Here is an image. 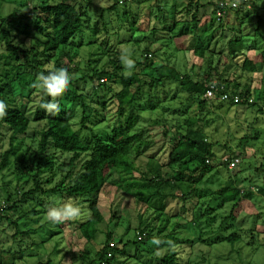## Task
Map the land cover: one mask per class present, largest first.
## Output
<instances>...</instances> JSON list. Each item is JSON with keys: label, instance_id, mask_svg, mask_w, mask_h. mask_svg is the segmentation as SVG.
Returning a JSON list of instances; mask_svg holds the SVG:
<instances>
[{"label": "trees", "instance_id": "16d2710c", "mask_svg": "<svg viewBox=\"0 0 264 264\" xmlns=\"http://www.w3.org/2000/svg\"><path fill=\"white\" fill-rule=\"evenodd\" d=\"M120 1H123V4L127 3L125 0H113L114 3L103 9L102 12L114 13L118 16L117 8ZM256 2H252L251 10L236 9L228 11L219 21L215 15V3L210 24L207 25L205 31H201V34L195 35L196 38H194L195 42H193L191 52L197 63L193 66L195 72L190 74L185 73V71L181 74L174 66L167 63L157 64L153 61V58H156L159 50L151 51L150 49L158 38L166 37L168 41H174L177 38L190 36L191 33L187 30H182L177 36H171L172 26L163 24L164 28H152L149 33L153 41L148 40L146 48L140 52L139 62L136 63L138 66L137 71L131 72V75H126L121 64V53L112 50L110 46L105 48V42L104 47L97 46V49H94L96 53H89V49L91 51V47L95 45L93 36L97 34L98 29L96 26L90 28L85 24L90 19L87 12L80 4L74 3L73 0L42 3L23 14L13 11L9 16L10 21L13 19L15 22L23 23L25 31H28L29 25H31L34 32L43 38L42 42L28 44L26 47L21 42L14 43L7 29L11 23L9 19L0 15V100L8 105V114L0 120V128L5 129L10 134L11 146L3 155L0 170L9 168L11 158H13V165H15L18 179L22 175L31 173L30 179L22 181L23 185H30L26 193L17 196L18 199L15 200L8 195L2 201L4 208L0 210V218H5L10 225L16 226L14 236L19 233L17 224L10 220L9 215L5 214L14 211L17 204L32 201V197L39 194L48 196L59 194L77 202L87 203L89 216L85 222L78 224L76 227L80 235L88 242L94 239L97 234L96 226L103 221L98 208L97 197L109 186L123 190L126 195L133 199L134 203L136 201L145 202L147 207H151L153 199H166L167 195L163 194L164 190L173 191V188L183 193L178 197L177 193L169 192L171 197L178 198L184 203L192 199L196 205H200L202 196L197 194L199 191L198 185L214 171L217 166L214 163L220 161V159L212 151L202 128L197 127L198 117H204V113H211L213 108L222 110L224 107L231 105L256 108L257 113L264 115V95L257 100L248 85L239 88L238 81H234L233 87L226 84L221 78L219 70L222 55L212 48V43L216 46V43H214L216 33L222 28V21L224 19L228 20L230 12H233L236 16L241 13L248 16L249 13H255ZM157 11L159 12L160 9H157ZM159 13L162 14L163 11ZM197 13L198 6L195 5V9L190 15L193 26L198 22ZM174 15H176L175 12L172 14V19L174 23H178L175 21ZM100 17L102 18V14ZM127 19L124 32L128 39L118 41V43L133 42L137 44V41L133 40L134 34L139 32V29L134 26L136 19L132 18L133 21L131 22L132 19L129 21V15H127ZM156 19L158 18L156 17ZM162 19L165 20L164 15ZM186 24L188 26V23ZM187 26H185V29H188ZM104 29L106 28L104 27ZM192 30L193 28L190 29V31ZM86 31L90 35L88 40L84 41ZM159 32H165V34L160 37ZM106 35L109 36L108 33ZM157 35L158 37H156ZM254 35L260 36V33L256 30ZM142 37L144 38V35ZM242 37V35L234 36L227 41L225 60L239 61L237 66L241 74H264V49L260 51L261 64L258 66L246 57V53L254 49V45L247 46ZM80 49H87L88 57L98 56L97 50L101 51V55L106 59V62L102 63L100 58H89L87 72L82 74L80 80H77H86L92 84L91 89L94 99L88 94L79 93L74 87L71 88L70 85L76 82V80H71L67 91L57 98L60 105L59 114L56 116L48 115L39 107L41 90L32 87L36 75L44 71V64L50 63L57 54L63 55L68 59V63L74 65L73 69L67 70L69 73H75ZM145 69L151 70V74L146 76ZM212 77H215V81L222 87L223 93L237 94L246 98L251 97L253 102L251 104H235L231 100L224 102L204 100L203 96L209 87L210 81H214L211 79ZM104 78L108 83L102 82L100 84L99 81L104 80ZM261 79L264 88V75ZM111 85L116 86L118 89L113 91ZM172 86H175L177 90L169 98L164 89H169ZM97 89H99L101 96L97 94ZM144 89L145 91H143ZM143 93L146 94L145 104L147 108L140 105L143 100ZM176 93L185 95L184 108L179 106L173 109V102L180 100ZM17 97L26 102H29L32 97L40 98L32 119L19 109ZM44 99L49 100L51 98L44 96ZM65 101H69L71 104L67 110L63 104ZM145 110L150 112L157 110L164 116L163 119L157 120L156 125L159 124L158 126L162 128L163 143L169 144V150L164 163H159L154 155L149 156L145 171L140 172L135 163V158L140 155L139 149L147 146L148 143L140 138V134L134 128ZM169 117L170 119H168ZM33 123H43V127L38 132L36 150H31L27 146L22 151H15L11 143L19 136L26 135ZM101 124H107L106 128L98 129L97 127ZM82 132H87L89 138L82 137ZM170 132L172 134L169 138L168 134ZM241 141L243 145L249 144L247 137H243ZM50 148L56 152L70 155L67 164L63 165L68 169L67 174L55 185H52L53 174L51 178L44 180L40 176L44 169L52 166V162L45 159ZM232 157L235 156L229 154L228 158ZM206 160H209V162L206 163ZM219 163L220 166L226 169L225 165ZM41 167H43V170L40 169ZM164 168L171 172V180L163 178L162 170ZM234 171L231 172L233 175L224 182V188L211 193V195H216L217 197H214L221 200L219 206L206 207L204 213L191 215V221L188 223L198 228V244L210 248L215 244L233 246L241 241L238 234L241 229L237 227L235 213L243 202H252L254 192L252 186L245 189L241 188L245 180H237L235 176L239 174V170L235 173ZM132 173L141 175L138 182L129 178ZM255 189L256 193L264 199V183ZM197 197L198 202L196 201ZM208 200L210 199L207 198ZM224 206L229 207V214L214 229L211 227L212 221L217 215L216 212L222 210ZM155 209L158 214L153 221H156L160 227L156 228L152 225V229L148 225H144V228L139 227L137 235L141 239L132 242L133 246L138 247L141 244V240L147 236L145 230L150 233L156 230L155 235L160 236L170 224V218L165 213V206L160 203L159 212L158 207L155 206ZM38 213L34 209L30 212L33 215ZM160 216L164 217L161 219H165V223L158 221ZM226 219L230 221L228 234L223 232L227 229V227H223ZM175 225L177 224H173L172 228ZM254 225L255 223L248 232L257 239L259 235L255 233ZM170 235V243L167 245L168 252L159 258V261L157 260L159 264H177L178 253L176 249L178 247L181 249V244H191L190 240L178 241L172 239L173 235ZM149 237L147 240H150ZM109 241L110 235L107 234L104 247L95 254L97 260L91 261L90 264H101V262L110 264L115 262L116 254H123V249L110 248L108 246ZM20 259L22 260V255H20ZM205 260L206 257L202 256V261Z\"/></svg>", "mask_w": 264, "mask_h": 264}, {"label": "rangeland", "instance_id": "374dc122", "mask_svg": "<svg viewBox=\"0 0 264 264\" xmlns=\"http://www.w3.org/2000/svg\"><path fill=\"white\" fill-rule=\"evenodd\" d=\"M59 1L61 0H0V15L10 21L9 16L13 11L23 14L42 3ZM73 1L80 4L87 12L90 19L88 18L89 21L85 24L90 28L96 26L98 29L97 34L93 36L95 45L91 47V51L89 49V53H96L94 49H97V46H100V48L104 47L105 42V48L110 46L112 50H117L121 54L124 52L135 62V66L131 69V72L137 71L138 66L136 63L139 62L140 52L146 48L147 41H153L149 33L152 28H164L163 24L172 26L171 36H177L182 30H187V32L191 33V35L189 34L190 36L177 38L174 41H168L166 37L158 38L150 49L151 51L159 50L156 58H153V61L157 64L167 63L174 66L181 74L184 71L190 74L195 72V67L193 66L197 63L191 52L193 42H195L194 38H196L195 35L198 36L202 30H206L207 25L210 24L214 5L220 0H130L125 4L118 5V16L114 13L102 12L103 9L110 7L114 3L113 0ZM195 5L198 6V22H196L194 27L190 21V15L193 13ZM157 9H160L163 13L160 14V11L158 12ZM173 11L176 13L174 19L178 23H174L172 19ZM101 14L102 18L100 17ZM126 14L130 16L129 21L132 18L136 19L134 26L139 29V32L134 34L133 40H136L137 44L133 42L126 44L118 43V41L128 39L124 32L128 20ZM163 15L165 16V20L162 19ZM229 16L228 20L224 19L225 21H222V28L216 33L214 40L216 46L212 43V48L222 55L219 69L221 78L230 87H233L234 81H238L239 88L248 85L253 91V96L258 100L264 95V88L261 84V77L264 74H241L237 66L239 61L231 62L227 59L225 60V47L230 38L242 35V39L247 46L254 45V49L249 50L246 53V57L260 66V51L264 49V0L256 2L255 13H249L248 16L241 13L236 16L233 12H230ZM207 22L209 23L207 24ZM10 23L11 25L7 29L15 44L21 42L26 47L28 44L31 45L43 41V38L34 32L31 25H29L28 31H25L23 23L15 22L13 19H11ZM186 23H188V26ZM185 26L188 29H185ZM191 28H193L192 31H190ZM256 30L260 33V36L254 35ZM86 33L84 41H87L90 35L88 31ZM162 34H165V32H159L160 37H162ZM142 35H144V38ZM87 52V49H80L78 52L76 71L75 73H70L71 80H76V82L70 85V87H74L79 93L88 94L94 99L91 89L92 84L86 80H77H80L83 76L82 74L87 72V61L89 58H100L102 63L106 62V59L101 55V51L97 50L99 54L95 57H88ZM121 64L124 67V73L127 75L129 70L125 68L122 62ZM53 65L68 70L74 67L61 54H57L50 63L44 64L43 68L45 69V67ZM144 73L148 76L151 74V70L145 69ZM211 79L215 80V77ZM102 82L108 83L105 78L99 81L100 84ZM111 87L113 91H115L114 89H118L114 85H111ZM167 89L164 90H166L169 98L177 90L175 86ZM97 94L101 96L99 89H97ZM176 94L180 100L173 102V109L179 106L184 108L185 95ZM142 96L143 100L140 102V105L147 108L145 104L146 94L143 93ZM39 101V97H32L29 102L20 100L17 97L19 109L30 119H32L34 112L37 110ZM63 104L66 110L71 106L69 101H65ZM163 118L164 116L157 110L154 112L145 110L134 128L140 134V138L148 143L147 146L139 149L140 155L135 158V163L140 172L145 171V165L149 156L154 155L159 163L165 162L169 144L163 143V137L161 136L162 128L158 126L159 124L156 125L157 120ZM198 118L197 127L202 128L212 151L220 159V161L218 160L214 163L217 165L214 171L206 176L200 185H198L199 191L197 194L202 196L200 198L201 204H198L199 207L192 199L184 203L178 198L171 197L169 192L177 193L178 197L183 193L182 191H177L175 188H173V191L169 189L164 190L163 194L167 195L166 199H153L151 207H147L145 202L136 201L134 203L133 199L126 195L123 190L109 186L97 197L98 208L104 220L96 226L97 234L94 239L88 242L80 235L76 227L78 224L85 222L89 216L87 203L75 201L87 210L88 214L85 218L69 220L63 223H52L46 218L49 203L68 198L59 194L50 196L39 194L32 197V201L29 200L17 204L14 211L5 214L9 215L10 220L17 224L19 233L16 236H14L16 226L10 225L5 218H0L1 264H90L91 261L97 260L95 254L104 247L107 234L110 235V241L108 242L110 248L123 249V254H116L115 262L110 264H159L157 260L168 252L167 245L170 243V234L173 235L172 239L191 241V244H181V249L179 247L176 249L178 253L177 264H264V237L257 240L255 236L250 235L248 232L255 223L254 230L256 229V231L264 233V199L256 193L255 189L264 183V115L257 113L256 108L231 105L224 107L222 110H215L213 108V110L211 109V113H204V117L199 116ZM106 126L107 124H101L97 128L104 129ZM42 127L43 123L31 124L26 135L19 136L11 143L13 149L18 152L28 146L31 150H36L38 132ZM171 134L172 132L168 134L169 138ZM81 136L86 139L89 138L87 132H82ZM243 137L248 138L249 144H242L241 139ZM9 147H11L10 134L5 129L0 128V164L5 151ZM229 154L238 156L240 159V164L234 171L235 173L239 170V174L235 177L237 180H245L241 188L245 189L252 186L254 197L252 202H243L235 213L238 223L237 227L241 229L238 231V234H241L242 240L233 246L215 244L210 249L204 247L203 244H198V228H195V226L188 222L191 221L192 214L198 215L199 213H204L206 207L214 208L219 206L221 200L217 199L216 195H211V193L218 192L224 188L226 179L233 175L231 174L232 171H227L219 163L224 157H228ZM45 159L48 162H52V166L44 170L41 167L40 169L43 170V173L40 176L44 180L51 178L53 174L52 185H55L67 174L68 169L63 165L67 164L70 155L56 152L50 148L46 153ZM162 175L163 178L171 180V172L167 168L162 170ZM17 176L15 165H13V158H11V166L0 170V202L4 201L8 195L13 200L18 199L17 196L26 193L30 188V185H23L22 181L30 179L31 173L22 175L20 179ZM140 176L138 173H132L129 178L138 182ZM45 188L47 189V187ZM207 198L210 200L207 201ZM196 201L198 202V197ZM160 203L165 206V213L170 218V224L167 229L160 236L155 235L156 230L153 233L145 230L144 232L147 236L141 240V244L138 247L133 246L131 243L139 240V235H137L139 227L144 228V225H148L152 229L151 225L156 228L159 226L153 220L158 214L155 206L156 208L158 207L157 210L159 212ZM194 203L195 208L193 207ZM32 209L40 214H30ZM216 213L217 215L214 217L211 225L214 229L229 214V207L224 206L222 210ZM161 218L164 217L160 216L158 221L165 223V219ZM227 220H225L223 225V227H227L226 230L223 229L224 234L229 233L228 226L230 221ZM173 224L177 225L172 228ZM171 228L173 229L172 231ZM148 236H150V240H156L158 243L147 240ZM20 255H22V260H19ZM202 256H206L205 261H202ZM101 264L106 263L101 262Z\"/></svg>", "mask_w": 264, "mask_h": 264}, {"label": "clouds", "instance_id": "9594fccd", "mask_svg": "<svg viewBox=\"0 0 264 264\" xmlns=\"http://www.w3.org/2000/svg\"><path fill=\"white\" fill-rule=\"evenodd\" d=\"M120 59L125 68L129 70L128 75H131V69L134 68L135 62L124 52H122ZM70 82L71 75L66 68H57L54 65L45 67L44 71L36 75V79L32 84L33 88L40 89L42 93L39 107L48 115H58L60 105L57 102V98L67 91ZM44 96L50 97L51 99L45 100ZM7 109L8 105L0 100V120L7 116ZM87 214V210L74 200L60 199L49 204L46 211V218L52 223H63L69 220L83 219ZM153 242L158 243L156 240Z\"/></svg>", "mask_w": 264, "mask_h": 264}, {"label": "built area", "instance_id": "2783aa9c", "mask_svg": "<svg viewBox=\"0 0 264 264\" xmlns=\"http://www.w3.org/2000/svg\"><path fill=\"white\" fill-rule=\"evenodd\" d=\"M129 1L130 0H125V2H129ZM254 1L256 2L258 0H220V1H217L216 6H215L216 18L219 21L225 16L226 12L233 11L236 9H242L243 11H249L251 10L252 2ZM120 4H123V1H120ZM203 99L208 102H211L214 100H218L221 102L231 100L235 104H242V103L251 104L253 102V99L251 97L246 98V97L239 96L237 94L230 95L227 93H223L222 87H220L215 80L210 81L209 87L206 93L204 94ZM208 162L209 160H206V163ZM221 163L226 166V169L228 171H234L240 164V159L238 158V156H235L232 158L224 157L221 160ZM3 208H4V204L3 202H1L0 210H2ZM140 239L141 238L139 237V240Z\"/></svg>", "mask_w": 264, "mask_h": 264}, {"label": "crops", "instance_id": "0c3cea01", "mask_svg": "<svg viewBox=\"0 0 264 264\" xmlns=\"http://www.w3.org/2000/svg\"><path fill=\"white\" fill-rule=\"evenodd\" d=\"M239 231H240V230H239ZM255 233L259 235V237L257 238V240H258V239H263V237H264V236H263V235H264L263 232H258V231H256V229H255ZM239 235H240V240H242L241 234H239ZM204 247H205V246H204ZM213 247H214V245H213L211 248H213ZM211 248H210V249H211ZM205 257H206V256H205Z\"/></svg>", "mask_w": 264, "mask_h": 264}, {"label": "bare ground", "instance_id": "6f19581e", "mask_svg": "<svg viewBox=\"0 0 264 264\" xmlns=\"http://www.w3.org/2000/svg\"><path fill=\"white\" fill-rule=\"evenodd\" d=\"M104 220V219H103Z\"/></svg>", "mask_w": 264, "mask_h": 264}]
</instances>
